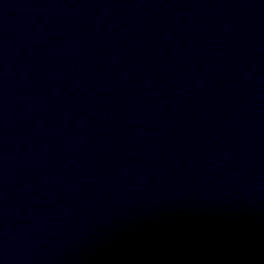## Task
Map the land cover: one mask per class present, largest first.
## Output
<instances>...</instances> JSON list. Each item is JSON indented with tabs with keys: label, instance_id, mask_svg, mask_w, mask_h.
Here are the masks:
<instances>
[{
	"label": "water",
	"instance_id": "water-1",
	"mask_svg": "<svg viewBox=\"0 0 264 264\" xmlns=\"http://www.w3.org/2000/svg\"><path fill=\"white\" fill-rule=\"evenodd\" d=\"M0 264H264V0H0Z\"/></svg>",
	"mask_w": 264,
	"mask_h": 264
}]
</instances>
